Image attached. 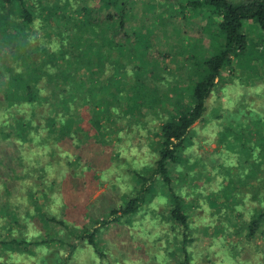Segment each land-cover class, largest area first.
<instances>
[{"label":"trees","instance_id":"trees-1","mask_svg":"<svg viewBox=\"0 0 264 264\" xmlns=\"http://www.w3.org/2000/svg\"><path fill=\"white\" fill-rule=\"evenodd\" d=\"M187 4L207 5L219 17L221 44L202 59L200 69H194L190 60L181 66V73L167 78L169 69L149 54L150 36L156 35L148 23L152 8L135 14L133 0H0V109L5 113L0 119V139L17 148L12 156L0 155V183L2 191L9 193L20 187V179L32 177L28 191L33 195L31 207L21 216L6 208L11 200L0 203V210L34 229L28 236L18 230L16 236L0 238L1 252L32 255L53 245L59 251L54 260L39 263L36 256L34 263L70 264L80 240L86 239L99 250L96 234L101 226L120 217L129 221L159 193L168 203L164 214L181 228L175 246L180 252L177 264H192L184 202L172 185L175 163L221 68L246 45L242 20L252 18L264 31V0H187ZM131 18L135 23L144 21L133 29ZM132 125L150 126L154 137L149 144L155 155L140 168H128V192L120 193L119 204L108 205L97 216L87 211V205L78 225L50 210L49 190L57 180L47 179L48 168L60 152H66V145L78 153L91 141L104 147L112 143V133L118 135ZM239 133L242 151L250 155L252 147L244 141L251 133ZM28 148L36 154L32 159L28 156L29 164L24 167L21 155ZM41 153L49 158L42 161ZM78 153L74 161L63 156L66 169L61 181L74 183L71 176L77 173ZM93 162L88 157L79 169L85 166L97 177ZM250 167L249 174L258 169L254 163ZM13 179L16 185L10 186ZM260 199L261 207L246 224L248 237L264 223V193Z\"/></svg>","mask_w":264,"mask_h":264},{"label":"rangeland","instance_id":"rangeland-1","mask_svg":"<svg viewBox=\"0 0 264 264\" xmlns=\"http://www.w3.org/2000/svg\"><path fill=\"white\" fill-rule=\"evenodd\" d=\"M133 1L135 14L152 8L148 23L155 27L156 35L150 36L149 54L169 69L167 78L181 73V66L189 65L190 60L194 69H200L202 59L218 50L219 17L207 5L193 7L187 0ZM134 20L131 18L133 29L144 21L135 23ZM241 27L247 38L246 45L232 56L229 65L221 68L205 99L204 111L190 125L185 146L175 163L177 174L172 185L184 202L190 237L187 248L192 264H264V223L257 225L252 236L246 234V224L261 207L260 195L264 193V150L261 149L264 137H257L258 133L264 135V31L252 18L243 19ZM4 114L0 109V119ZM131 127L125 126L118 135L112 133L109 141L112 143L104 147L91 141L89 147L78 153L67 144L66 152L57 155V162L48 168V177L46 174L47 179L57 180L49 190L47 207L58 217L78 225L83 222L87 205V211L97 216L108 205L119 204L120 193L128 192V168H140L155 155L149 144L150 137H154L148 130L150 126ZM240 131L251 133L244 141L252 147L250 155L242 151ZM34 152L29 148L22 151L24 167L35 156ZM15 153L16 147L0 139V155ZM75 153L80 157L77 173L71 176L74 183L61 181L66 169L63 156L74 161ZM38 155L42 161L49 158L42 153ZM88 157L94 161L97 177L85 166L79 169L81 164L86 165ZM252 163L258 169L249 174ZM31 178L20 179V187L9 193L2 191L0 183V203L11 200L6 208L18 216L31 207L33 195L28 191ZM15 185L13 179L10 186ZM163 196L154 193L129 221L120 217L119 221L101 226L96 234L100 253L86 239L80 240L70 264H177L180 252L175 246L181 228L164 214L168 203ZM64 206L66 213L62 214ZM32 228L33 225L21 218L13 221L2 215L0 210V238L16 236L18 230L28 236ZM58 252L53 245L32 255L0 249V264H35L36 256L41 263L54 260Z\"/></svg>","mask_w":264,"mask_h":264}]
</instances>
